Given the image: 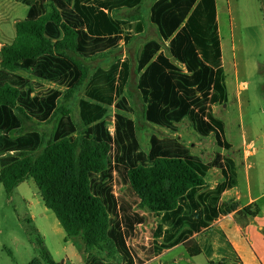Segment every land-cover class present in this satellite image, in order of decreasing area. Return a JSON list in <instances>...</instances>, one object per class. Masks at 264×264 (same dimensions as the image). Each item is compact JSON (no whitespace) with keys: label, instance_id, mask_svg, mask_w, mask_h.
Listing matches in <instances>:
<instances>
[{"label":"trees","instance_id":"trees-1","mask_svg":"<svg viewBox=\"0 0 264 264\" xmlns=\"http://www.w3.org/2000/svg\"><path fill=\"white\" fill-rule=\"evenodd\" d=\"M17 1L29 11L16 24L15 43L1 50L0 63V182L7 195L33 179L67 239L91 255L89 264L116 259L145 264L180 244L191 257L199 256L200 248L189 239L240 206L220 204L223 192L237 186L234 161L217 154L210 165L176 138L155 135L150 150L143 151L135 121L124 114L132 112L124 96L130 59H117L92 76L85 62L143 32L142 22L113 17L142 0ZM150 22L168 47L164 52L159 41L151 40L139 53L144 121L176 133L188 120L200 136L213 135L219 148L230 149L225 124L213 111L227 101L216 0H157ZM87 80L86 98L79 102L83 130L77 135L70 110L58 106L63 93L38 89L55 84L67 88L69 98ZM109 107L116 110L113 132L106 120ZM56 113L61 118L47 142L40 132L25 128L26 122L45 123ZM213 167L221 169L225 181L210 189L205 178ZM115 186L124 193L117 195ZM136 206L159 220L148 260L136 257L129 245L145 221ZM252 208L244 212L255 216L258 210ZM41 249L48 264H62Z\"/></svg>","mask_w":264,"mask_h":264},{"label":"rangeland","instance_id":"rangeland-1","mask_svg":"<svg viewBox=\"0 0 264 264\" xmlns=\"http://www.w3.org/2000/svg\"><path fill=\"white\" fill-rule=\"evenodd\" d=\"M218 1L223 68L228 93L232 95L241 83H247L249 90L243 93L241 101L236 106L233 105L228 109H225L224 103L215 106L214 114L226 125V139L236 149L241 145L243 134L247 136L248 140L254 141L256 147L259 148L262 143L259 133H261L262 122L264 123V118L260 113L264 103L261 97V94L264 96V77L260 75L264 73V0ZM154 3L155 0H142V3L133 10L114 12L113 17L128 20L134 25L142 22L145 32L135 35L128 44L121 43L117 49L108 54L87 59L85 62L89 66L92 76L98 68L108 69L118 58L127 57L130 59L131 76L124 96L130 103L132 112L124 114L135 121L137 138L143 151L150 150V141L154 135L160 138L172 137L186 145L192 155L201 158L207 164L214 165L217 161L216 155L220 154L219 151L222 149L217 146L213 135L208 138L200 136L194 131L188 120L178 124V131L174 133L147 123L143 119L144 105L137 89L139 53L148 40L159 41L164 52H167L168 47V43L162 41L158 29L150 22V11ZM28 11L29 8L17 0H0V63L1 50L5 46L15 43L16 24L26 19ZM25 76L33 79L31 74H25ZM88 83L89 80L69 98L65 96L67 88L55 84L44 83L38 89V91L58 89L63 93L58 106L70 110L71 117L78 129L77 135H80L83 130L79 116V102L86 98ZM232 99L235 100L234 96ZM115 113L114 108H107L106 120L111 132L114 130L112 119ZM60 118L61 114L56 113L51 120L45 123L26 122L25 128L40 132L47 142L53 137ZM237 154L238 152H235V155ZM248 165L257 167V158H251ZM255 170L256 168H253L251 173L254 174ZM218 176L220 177V173L213 169L207 174L206 180L211 184ZM241 187L246 192L243 175H241ZM114 190L117 195H121L125 191L121 186H115ZM135 209L144 215L145 221L138 225L136 235L129 241V245L134 249L136 257L148 260L147 251L157 242L153 238V232L159 220L148 210L140 209L138 206ZM57 228L61 229V232ZM40 237L43 243L39 241ZM210 238L211 236L207 233L201 240V246L206 251L205 256L192 258L187 247L180 245L154 257L147 264H210L209 257H207L212 254L211 249L209 250L207 246L213 242ZM41 247H44L56 262L62 264H67V252L73 254L72 263L74 264H89L92 259L91 255L84 254V251H78L74 246L79 255L76 257L71 243L66 240L64 229L55 214L46 208L33 179L21 183L14 189L10 197L0 182V264H30L32 262L48 264L42 255ZM227 251L221 246L218 255L226 257L229 253ZM111 263L121 264V260H112ZM236 263L233 262V264ZM217 264H232V261L221 260Z\"/></svg>","mask_w":264,"mask_h":264},{"label":"crops","instance_id":"crops-1","mask_svg":"<svg viewBox=\"0 0 264 264\" xmlns=\"http://www.w3.org/2000/svg\"><path fill=\"white\" fill-rule=\"evenodd\" d=\"M156 1L157 0H155V2ZM218 4L219 1L216 0L217 12L219 13ZM123 10H129V9H122L121 11ZM116 12H120V11H116ZM218 25H219V15H218ZM144 32L145 31L143 30L142 33ZM140 34H133L132 38H134L135 35H140ZM149 41L151 40H148L147 42ZM147 42H145V44ZM121 43H125V42L122 41ZM124 58L127 57H122L118 59H124ZM223 67H224V63H223ZM260 75L264 77L263 74ZM248 90H249V85L247 83L239 84L237 86V89L232 95L228 93V88H227V101L224 103L225 109H228L233 105L236 106V104H238V102L241 101V98L243 97V93L247 92ZM232 96H234L235 100L232 99ZM261 97L263 98V102H264L263 94H261ZM249 103L250 102L248 101V104ZM217 105H214L213 107L214 113H215V106ZM261 107H262L260 111L261 117L264 118V103L262 104ZM261 126L262 129L259 135L262 140V143L259 148L256 147L254 141L248 140L247 136L243 134L241 145L237 149L233 146V144L227 141L231 145L230 149L228 150L222 149V151H225L227 153L219 151L220 154L234 161L236 179H237V186L235 188L223 192V194L221 195L220 204L222 203L231 204L232 202H238L240 206L237 210H235L231 214L217 220L206 231L200 234H195L189 239L195 242V244H197V246L201 250V254L197 257L205 256L206 251L201 246V240L202 238H205L207 233H209V236H211L210 239L213 241L212 244H207L208 249L209 250L211 249L212 251V254L207 256L209 257L210 264H217L221 260L232 261V264L234 261L237 262L236 264H264V123L263 122ZM225 129H226V125H225ZM235 152H238V154L235 155ZM251 158H257V167H250L248 165L249 160ZM253 168L254 169L256 168L254 174L251 173ZM213 169H216V171L220 173V177L218 176L217 179L213 181L211 184L210 181H207L205 178L206 185L210 189L216 188L218 185L222 184L225 181L221 169H219L218 167H213L209 171ZM241 175H243L245 178L246 192H244L241 187ZM249 206L253 207L251 211L258 210L255 216H250L248 213L244 212V209ZM57 229L59 232H61V229L59 228ZM66 240H68L67 236H66ZM68 242L71 243L72 248L75 251L74 254H76V257H78L79 255L75 250L73 243L71 242V240H68ZM180 245H184V244H180ZM221 246L225 248V251L228 250L227 251L229 252L227 254L228 256L225 257L224 255H220V254L218 255V253L221 250ZM165 252L166 251H164L163 253ZM197 257H192V258H197ZM66 258H67V264L70 262L71 264H74L72 263L73 254L67 252Z\"/></svg>","mask_w":264,"mask_h":264}]
</instances>
